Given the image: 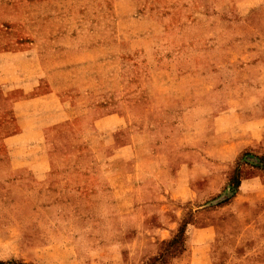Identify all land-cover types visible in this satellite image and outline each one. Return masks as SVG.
I'll list each match as a JSON object with an SVG mask.
<instances>
[{"label": "rangeland", "instance_id": "374dc122", "mask_svg": "<svg viewBox=\"0 0 264 264\" xmlns=\"http://www.w3.org/2000/svg\"><path fill=\"white\" fill-rule=\"evenodd\" d=\"M38 1L43 0L10 2L14 10L0 11V29L23 37L25 2ZM75 2L86 34L78 45L82 49L71 45L46 51L41 65H33L41 81L34 83L32 97L54 93L56 108L54 99L41 109L33 107V121L48 126L42 131L41 123L38 128L33 124L32 138L46 143L28 148L36 169L50 173L54 206L49 218L61 220L56 229L64 234L0 242L2 252L24 254L3 260L6 264H105L89 254H105L111 235L116 245L121 217H132L133 202L158 198L172 170L187 174L180 171V157L195 163L194 152L201 151L204 162L216 160L217 142L238 139V119L264 103V0L214 7L192 0ZM218 8L222 18L216 17ZM62 23L50 21L51 26ZM20 94L15 92L14 99ZM0 95L14 124L11 100L1 90ZM187 146L196 151L185 152ZM26 154L24 148L17 151V156ZM40 155L45 156L42 164ZM263 173L264 145L246 148L229 172V191L212 202L206 196L196 202L207 205L199 210L202 222L218 220L214 264L247 260L248 198L240 200L239 209L229 206L242 180ZM137 182L156 190L139 195ZM8 202L11 195L0 193V205ZM184 241L182 232L164 246L162 258L147 264H170Z\"/></svg>", "mask_w": 264, "mask_h": 264}, {"label": "crops", "instance_id": "0c3cea01", "mask_svg": "<svg viewBox=\"0 0 264 264\" xmlns=\"http://www.w3.org/2000/svg\"><path fill=\"white\" fill-rule=\"evenodd\" d=\"M14 1L20 2L0 0V11L14 10L9 5ZM224 1L238 0H192L202 6L212 7ZM25 3L24 36L17 38L8 28H1L6 29L3 32L0 29V90L4 98L11 100L9 105L15 116L13 124L6 115L7 101L5 104L0 95V193L11 195V202L0 205V242L5 243H16V239L22 243L23 240L61 237L64 234L63 231L56 229L62 226L61 220L49 218V209L54 206H51L53 195L48 181L50 173L47 169H36L34 163L37 160L29 155L32 150L28 148L42 147L46 143L44 138L39 136L33 140L31 134L33 124L38 128V123H41L42 127L38 129L42 131L48 126H44L43 122L33 121V107L41 109L38 107H43L54 99L51 104L56 108L54 93L32 97V91L36 87L34 83L41 81L40 71L37 69L34 73L32 67L34 64L41 65L46 51L62 50L65 46L71 45L78 46L86 35L78 22L75 0ZM221 12L220 10L216 12V17L222 18ZM58 19L63 22L62 26L50 25V21ZM77 48L82 49V46ZM20 63L27 69H20ZM19 91L21 97L14 99V93ZM257 107H262L258 115ZM253 110L251 113L245 112L248 113V118L238 119L240 134L238 139L213 145L217 147L216 151L218 150L216 160L204 162L201 160V151L187 146L185 152L196 151L195 163L185 155L178 159V163L181 164L180 171L186 170L187 174L172 170L167 186L158 190L160 195L158 198L150 201L137 199L133 202L132 217L129 215L121 217L122 232L115 242L116 245L114 246L111 235L107 241L110 243V251L106 247L105 254H89V257L103 258L105 264H147L152 259L162 258V254L166 253L164 246L174 242L183 232L184 249L170 264H214L218 220L202 222L199 219L202 212L199 210L206 209L207 205L205 202L196 205V202L204 196L209 197L208 200L212 202L220 195H225L231 188L227 185V180L237 155L246 148L264 145V103L262 105L260 102ZM236 113L240 116V111L237 110ZM205 145L198 146V149ZM21 148L27 152L24 157L17 156V151ZM44 157L40 155L38 162L44 163ZM202 182L204 184L201 186ZM133 184H137L135 188L139 195H144L145 191L152 194V191L156 190L152 185H144V182ZM113 192L110 191L111 194ZM246 197L249 212L246 235L248 258L243 260V264H264V173L242 180L237 197L229 207L239 209L238 203ZM190 205L199 211L198 214L191 213ZM228 209L225 207L220 211L225 212ZM2 227L8 228L1 230ZM246 236H242L241 239L246 241L244 238ZM21 255L24 254L2 252L0 249V261L20 258Z\"/></svg>", "mask_w": 264, "mask_h": 264}, {"label": "trees", "instance_id": "16d2710c", "mask_svg": "<svg viewBox=\"0 0 264 264\" xmlns=\"http://www.w3.org/2000/svg\"><path fill=\"white\" fill-rule=\"evenodd\" d=\"M0 264H6V262L0 261Z\"/></svg>", "mask_w": 264, "mask_h": 264}]
</instances>
